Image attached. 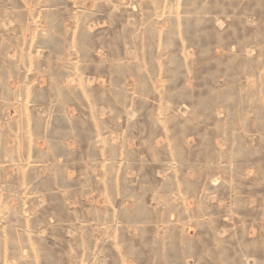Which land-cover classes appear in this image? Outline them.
<instances>
[{"label": "rangeland", "instance_id": "374dc122", "mask_svg": "<svg viewBox=\"0 0 264 264\" xmlns=\"http://www.w3.org/2000/svg\"><path fill=\"white\" fill-rule=\"evenodd\" d=\"M0 264H264V0H0Z\"/></svg>", "mask_w": 264, "mask_h": 264}]
</instances>
